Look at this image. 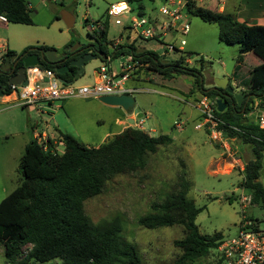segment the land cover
I'll list each match as a JSON object with an SVG mask.
<instances>
[{"label":"rangeland","instance_id":"obj_1","mask_svg":"<svg viewBox=\"0 0 264 264\" xmlns=\"http://www.w3.org/2000/svg\"><path fill=\"white\" fill-rule=\"evenodd\" d=\"M26 1L33 9L34 22L21 24L8 21L4 26L0 25V43L7 44L5 51L11 50L20 54L29 47L49 44L57 53H61L68 44H71V47L78 43L96 44V40L91 36L92 30L89 29L92 21L107 23V38L110 41L122 29L107 15V9L111 4L126 1L134 14H143L151 17L152 20L158 19L162 22L165 17L159 9L167 3V0ZM209 1L198 0V4L214 9L218 0H212V4ZM223 1L227 2L226 14L237 19L236 9L233 7L236 0ZM64 11L73 15L72 27H68L63 20ZM187 22L188 33L177 31L173 39L177 45L182 39L186 41L182 51H171L168 55H164L165 45L158 38H138L136 45L153 50L167 60L177 59L182 53H198L199 56L194 58L186 57L190 65L197 67L199 63L196 58L203 56L206 61L203 70L206 88L212 87L214 79L219 77H228L229 85L236 92L240 91V87L248 88L250 72L260 62L255 52L249 54L242 64H237L239 44H229L221 40L218 23L204 21L194 14L187 16ZM121 61V56L113 58L111 64L114 72H119ZM104 62V59L97 55L89 62L86 73L78 78H71L72 82L77 85L93 84L95 69ZM147 78L148 82L142 83L145 90L134 93L135 108L139 113H143L142 117L136 119L139 122L138 128L153 136L168 134L172 142L159 145L155 153H149L147 164L143 169L111 178L102 193L85 201V211L95 224L114 218L119 219L123 237L136 245L143 264H176L182 250L175 246L174 241L184 237V226L175 224L147 228L139 223L140 217L153 212V205L161 202L167 194L182 190L186 185L188 197L194 200L197 207L202 208L196 219L200 231L209 235L221 232L224 237L234 236L238 233L241 218L239 197L242 193H248V190L241 186L243 175L237 169L224 173L231 170V167L226 165L221 171L218 160L224 161L228 158L226 149L221 146L223 143L213 140L207 127L200 129L195 127L203 118L194 106L186 102L187 96L181 91L182 88L192 87L193 79L186 76L185 80H182V75L169 78L158 72L149 74ZM192 89L200 97L204 95L201 90ZM42 104L44 105L40 107L37 105L25 107L12 98L9 105H16L18 108L3 116L0 115V132L7 131L1 124L2 120L6 119V122L18 124L21 118L27 120V115L30 113L31 128L38 126L39 131L46 129L47 126L52 128V120L56 118L57 124L61 126L67 124L69 130L81 142L89 146H98L107 142L109 136L121 132L117 118L129 123L125 110L120 106L106 104L98 98L75 97L53 101V105L47 102ZM257 111L258 107H254L249 113V119L256 120ZM178 122H182V128L175 126ZM8 141H5L4 146L0 145V201L21 181L19 164L24 151L22 149L19 151H23L21 155H17L16 152L10 155L8 151L17 144L15 138H8ZM63 150L64 147L60 144L59 151L63 152ZM230 151L233 153V149ZM262 155L263 169L260 172V179L264 182V150ZM228 196L231 198L228 199ZM246 211L249 216L263 218V210L259 204L250 205ZM261 226L264 227V223H261ZM30 247L31 245L25 246L24 251ZM0 264H7L1 244ZM28 264H62V262L58 259L44 263L30 260ZM188 264L230 263L216 248L211 249L208 255Z\"/></svg>","mask_w":264,"mask_h":264},{"label":"trees","instance_id":"obj_2","mask_svg":"<svg viewBox=\"0 0 264 264\" xmlns=\"http://www.w3.org/2000/svg\"><path fill=\"white\" fill-rule=\"evenodd\" d=\"M32 11L26 0H0V13L5 14L10 22L33 24ZM186 13L218 23L220 39L239 44L237 64L243 62L245 54L255 52L260 62L250 72L247 94L254 93L264 99V23L238 21L231 15L198 5L197 0H187ZM91 36L96 40L94 46L107 53L110 43L107 23L92 31ZM38 47L54 48L47 44ZM70 47L71 44L66 45L63 51ZM131 51L148 64V69L169 78L188 76L193 79L192 88L210 96L211 91L207 92L204 86V57L196 58L198 67L186 61V57L194 58L199 56L198 53H182L177 59L167 60L155 51L138 49L131 42L115 48L112 57ZM16 55L11 50L6 54L7 57ZM56 66L50 62L42 65L49 69ZM0 68L3 70L1 64ZM8 79V74L0 71L4 94L9 93ZM216 93L227 103L223 112L215 110L221 120L219 130L225 136L238 137L253 144L254 158L245 164L241 186L251 193L252 204H259L263 210L262 219L251 216L257 221L258 228L264 223V183L260 180L264 130L256 121L246 117L255 107L249 105L252 99L246 102L242 112L245 100L238 105L233 95L225 96L224 89ZM58 142L62 143L63 152L57 150V144L52 140L47 141V149L36 139L27 143L19 164L21 181L0 201V244L7 264H28L30 260L44 263L57 259L62 264H143L136 245L123 237L119 219L95 224L85 211V201L102 193L114 176L143 169L147 155L155 153L159 145L172 142V138L164 134L153 136L138 127L128 126L98 146L86 145L74 135L62 131ZM187 193L185 185L184 189L167 194L161 202L153 205V212L139 219V223L147 228L184 226V237L174 241L182 250L176 264H188L208 255L224 239L221 232L209 235L200 231L196 219L202 208L197 207ZM28 245L31 247L24 251Z\"/></svg>","mask_w":264,"mask_h":264},{"label":"built area","instance_id":"obj_3","mask_svg":"<svg viewBox=\"0 0 264 264\" xmlns=\"http://www.w3.org/2000/svg\"><path fill=\"white\" fill-rule=\"evenodd\" d=\"M186 3L187 0H167V3H164L159 9V12L165 17L162 22H159L158 19H153V21L151 17L143 14H134L126 1L111 4L107 9V15L116 26L122 27L116 44L112 45V49L118 48V45L121 46L138 40V38H158L165 45L164 55H168L171 51H182L186 41L182 39L180 44L177 45L173 42V39L175 32L187 34L189 31ZM7 22V16L0 13V23L5 24ZM90 24L89 29L94 31L104 27L105 22L92 21ZM168 37L169 39L166 42L165 39ZM5 46L6 44L0 43L1 59L8 52L5 51ZM103 54L105 55V62L95 69L97 80L93 84L77 85L73 82L66 84L60 80V76L55 69L32 66L26 69L28 83H9L8 95H12L13 99L21 105H38L43 102L67 100L75 97L99 99V97L105 95H133L134 92L138 91L136 88H128L126 82L137 71L147 68L148 64L132 51L125 52L119 55L122 57V61L119 64V72L117 73L112 68V54L108 51ZM187 62L191 64L189 60ZM196 106L203 119L195 127L197 129L207 127L213 140L226 143L225 147H229V142L224 140L222 131L218 128L221 120L215 113L217 109L215 100L208 95H203L196 102ZM254 106L258 107L256 123L264 130V99H260ZM36 140L43 144L44 149L48 148L47 139L43 134H38ZM239 202L241 205V218L238 233L234 236L224 237L218 246V250L221 256L230 264H264V227L260 225L257 228V221L249 216L246 211L250 205H253L251 193H242Z\"/></svg>","mask_w":264,"mask_h":264},{"label":"crops","instance_id":"obj_4","mask_svg":"<svg viewBox=\"0 0 264 264\" xmlns=\"http://www.w3.org/2000/svg\"><path fill=\"white\" fill-rule=\"evenodd\" d=\"M209 2L211 4L213 3L212 0H210ZM197 4H198V0H197ZM198 5L201 6V4H198ZM212 7H214V6H212ZM233 7L236 9L235 13H236L237 20L240 17V19L238 21L246 22V23H249V24H254V23L263 24L264 23V0H236L233 3ZM214 9L216 11L226 13L227 2H224L223 0H218V2L216 3ZM252 21H256V22H252ZM0 25L4 26L3 23H0ZM119 33H120V31L118 32V35H119ZM118 35L114 39L110 40V43L108 44V53L112 54V51H113L112 45L114 46L116 44V41L118 39ZM138 40L133 41V44L138 49H145L144 47H141V46L138 47L136 45V42ZM124 42L125 41L123 39V43ZM4 44H6V43H4ZM126 44H124V45H126ZM47 45H49V44H47ZM118 46L120 47V45H118ZM249 54H251V52L245 54L243 62L246 60V57ZM101 57L104 59L105 55L102 54ZM112 60H113V57H112ZM151 73H155V72L153 70L148 69V68L141 69L140 71H137L133 75V77L130 78L126 82V86L128 88H136V89H138V91L145 90V88L142 85V83L148 82V81H146V79H148L147 77ZM185 78H186V76H182V80H185ZM96 80H97V72L95 71L94 82ZM138 91H136V92H138ZM181 91H182L183 94H185L187 96V101L186 102H188L189 104L194 106L199 111V109L196 106V102L199 100L200 96L195 94V92H193L194 90L192 89V87L182 88ZM242 91H245L247 93L249 91V89L247 87H245V88L244 87H240V91H238V92H242ZM134 93H133V96H134ZM12 98H13V96L12 95H8V94H3L2 96H0V115L3 116L4 114H6V113L8 114L9 112H11V110L18 108L16 105H9V101ZM250 100L251 99H249V101ZM253 100H254V105H256V103L260 99L256 96V97H254ZM47 103L49 105H53V101L52 102H47ZM41 104L42 103L38 104L37 107H40V106L44 105V104H42V105ZM120 108L123 109L121 106H120ZM38 110H39V108H38ZM126 112H127V119L129 121H130V119H134L135 118V115H134L133 112H130V111H126ZM138 112H139V110H138ZM199 113L201 115L200 111H199ZM54 115H56V113H54ZM201 117H202V115H201ZM246 117L249 118L250 117L249 114H247ZM256 117H257V115H256ZM30 118H31V115H30V113H28L27 120L25 118L22 120V118H21V121H19L18 124L17 123L11 124L10 122H6L5 121L6 119L1 121L2 122L1 124L3 125V127L7 131L5 133L0 132V145L4 146L5 141L9 142L8 138H13V139L15 138V144H17V146L15 148L11 147V149L8 151V152H10V155H12L15 152L17 153V155H21V153H23L27 143L30 142L33 139H36V136L38 134H43L46 137L47 141H49V140L54 141V143L57 144L56 145L57 150H59V145L62 144V143L58 142L60 131L67 132V133H70V134L75 136V134H73V132H71L69 130L67 124H65L63 126H61L59 123L57 124L56 123V118H54L52 120V123H53V127L52 128L47 126L46 129L41 130V131H39V129L37 128L38 126H36L34 128H31L30 122H29ZM250 120L251 121H256V120H253V119H250ZM116 121L119 123V125H121V130L120 131L124 130L128 126L138 127V123H139V122L136 121V119H135V125H131L128 122L125 123L124 121L120 120L119 118H117ZM140 123H142V120L140 121ZM175 126L178 127V128H182V122L176 123ZM114 135L115 134H113V136ZM164 135H168V134H164ZM109 137L112 138L111 136H109ZM223 138H224L225 141L229 142V144H230L229 148H230V150L233 149L232 152L234 153V155H233V153H231V151L229 150L228 147H225L226 143L225 144L223 143V145H221V146H223V149H226V151H227L226 154L227 155L226 154L225 155H226V157H228V158H225L224 161L222 159L218 160V161H220V164H221V171H223L224 166L229 165L231 167V170L228 171V172H224V173H230L232 170L237 169L238 172L242 175V171L244 170L246 162L254 158L253 144L246 143V142H244L242 139H240L238 137H228V136L223 135ZM21 149L23 151L19 152V151H21ZM230 154H232V155H230ZM0 158H1V150H0Z\"/></svg>","mask_w":264,"mask_h":264},{"label":"water","instance_id":"obj_5","mask_svg":"<svg viewBox=\"0 0 264 264\" xmlns=\"http://www.w3.org/2000/svg\"><path fill=\"white\" fill-rule=\"evenodd\" d=\"M62 18L65 21L68 27H72L74 25V17L67 11H64L62 14ZM169 38H166L167 42ZM94 43L89 44L87 47H93ZM86 47H83L82 44H77L72 46L67 51H63L61 53H57L54 48L42 49L39 47H31L29 50L22 52L18 55L17 59L13 64V68L15 69L17 63L21 60L22 65L17 68V71H9L5 72L0 68V71H3L8 74L9 79L8 83L14 84H27L28 80L26 78V69L27 67L32 66H42L44 62L53 63L56 66V72L61 75L60 80L63 83L70 84L72 79H67L62 75L66 74H74V78H78L80 75L86 73L88 70V64L90 61L95 59L98 55H102L103 53L99 50L96 53L92 52H83ZM32 51V52H31ZM1 62V58H0ZM75 69V72H74ZM213 86L207 88L206 91L210 92V98L215 100L217 105V110L219 112H223L227 108V103L217 95V91L220 89L225 90V96L233 95L236 103L238 105H242L243 100H245L244 107L242 112L245 110L246 102L249 101L251 97H254L255 94H247L245 91L236 92L234 88L229 85L228 77H219L214 79ZM4 94L3 89L0 86V96ZM99 100L110 105L121 106L124 110L133 112L135 115L134 119H130L129 123L131 125H135V119L143 116V113H139L138 109L135 108L136 99L131 94H122V95H105L99 97ZM252 107L254 105V100L249 103ZM235 106V103H233Z\"/></svg>","mask_w":264,"mask_h":264},{"label":"flooded vegetation","instance_id":"obj_6","mask_svg":"<svg viewBox=\"0 0 264 264\" xmlns=\"http://www.w3.org/2000/svg\"><path fill=\"white\" fill-rule=\"evenodd\" d=\"M94 45H95V44H94ZM83 47H85V46L83 45ZM97 51H98V48L95 47V46H93V47H86V48L84 49L83 52H92V53H96ZM96 54H97V53H96ZM18 55H19V54H18ZM18 55L14 56V57H7V56H5V57H3V58L1 59L0 64H1V66L3 67V70H4L5 72H9V71H13V70H14V72H16V71H17V68H18L20 65H22L21 60H20V61L17 63L15 69L13 68V64H14L15 60L17 59ZM97 55H98V54H97ZM74 72H75V69H74ZM65 78H67V79H69V78H74V74H72V75H71V74H66V75H65ZM254 97H256V95H255ZM254 97H251L250 99L253 100Z\"/></svg>","mask_w":264,"mask_h":264}]
</instances>
